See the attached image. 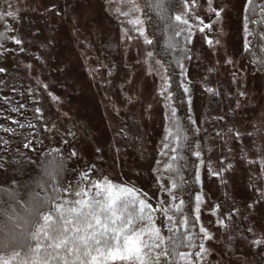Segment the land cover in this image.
<instances>
[{
  "label": "rangeland",
  "instance_id": "374dc122",
  "mask_svg": "<svg viewBox=\"0 0 264 264\" xmlns=\"http://www.w3.org/2000/svg\"><path fill=\"white\" fill-rule=\"evenodd\" d=\"M212 2L221 11L219 18L208 11V0H183L176 13L189 21L185 38L191 40L192 59L184 62L186 83L193 91V125L204 161L197 165V195L201 224L213 237L201 239L198 225L194 243H203L206 252L193 262L264 264V245L255 247L249 239L264 234V71L247 57L252 28L246 0ZM4 11L12 37L22 43L8 57L12 70L6 69L1 79L11 77L32 90L37 105L42 99L50 126L43 134L46 148L72 145L77 177L60 205L71 201L72 207L77 199L101 195L109 202V185L113 195L134 189L120 199L139 200L147 191L156 193L153 205L170 200L156 192L159 183L173 182L165 174L171 153L163 147L170 128V108L160 95L165 67L137 35L143 29L147 36L139 0H11ZM210 17L212 28L201 31V18ZM208 87L218 95L205 92ZM147 211L167 242L173 234L169 229L178 228L174 210L168 213L172 221L164 211ZM249 228L256 230L254 235ZM108 264L128 262L109 259ZM161 264H169L168 258L161 257Z\"/></svg>",
  "mask_w": 264,
  "mask_h": 264
},
{
  "label": "trees",
  "instance_id": "16d2710c",
  "mask_svg": "<svg viewBox=\"0 0 264 264\" xmlns=\"http://www.w3.org/2000/svg\"><path fill=\"white\" fill-rule=\"evenodd\" d=\"M11 0H0V43L4 44V48L8 51L0 54V67L8 69L9 58L12 56L17 44L12 37V30L7 25L8 17L4 12V7ZM155 0H139L142 15L145 22V31L152 43L147 44L156 58L164 67L172 73L171 92L174 97L173 106L176 107L178 120L183 134L188 137V143H191L193 150L197 143V132L195 126L187 119V105L185 103L184 94L180 88V77L176 70V61L185 62L184 56L189 55V44L185 38V33L180 37H176L174 33L166 27L165 21H162L157 14V10L152 5ZM183 0H165L168 8V15L172 18V23L177 11L180 9ZM264 4V0H252L251 6L248 8V18L251 20V35L247 50L248 59L253 62L254 66L264 71V14H261L260 5ZM184 28V25H179ZM8 58V59H7ZM12 59V58H11ZM10 59V60H11ZM9 71L12 68L8 69ZM5 72V71H4ZM0 73L3 77L4 74ZM0 77V247L5 251L8 250L9 244L25 243L35 246V241L27 238L28 233L35 228V217L30 215L31 204L33 200L49 198L52 203L59 204L65 197L69 186L77 177V172L72 169V159L69 155L71 146L58 149H48L45 145L48 140L44 137V130L50 126L46 121L42 111V99L39 104L36 103V94L32 90L21 86L11 77L1 79ZM6 85V86H5ZM7 98V100L5 99ZM8 101L12 102L11 106H18V103L25 105L24 109L19 112L10 111ZM46 106V104H45ZM40 109L39 115L36 109ZM12 120L19 123H12ZM20 124L24 127L21 128ZM29 124L35 125L34 128L28 127ZM9 128L12 131L5 132L4 129ZM169 131L175 133V129L169 128ZM28 147H24L25 144ZM188 143L179 150L178 155L182 159H177L173 165L171 172L165 171V174L175 181L177 188L174 190L178 204L183 200V206L179 214H175V221L178 226L174 232L175 240L178 244L176 256L168 257L169 264H184L180 259L181 254L194 253L198 250H189L187 236L198 233V225L192 228L191 223L187 227L179 223L183 217L194 218L195 197L199 192V185L195 181L194 171L197 168L198 161L192 156L188 150ZM170 153V152H169ZM171 155H173L171 153ZM172 163L171 159L170 162ZM51 173L52 176L47 175ZM90 201H99L101 204H107L105 197H94ZM125 201H128V211H139V200L133 197H124L116 201L114 206L118 210L124 208ZM43 202V201H42ZM49 208L45 207L42 213L48 212ZM106 213H101L103 219ZM94 223V221H93ZM137 227L145 223H137ZM169 237L168 241L172 238ZM45 241V246L47 245ZM21 250V249H16ZM22 251H27L24 248ZM54 258H49V264H64L67 259L74 260L69 257L63 250H59V254L48 249ZM44 252V249H41ZM4 258L9 257L16 264V258L12 256L11 251L7 253L0 252ZM195 256L192 257V261Z\"/></svg>",
  "mask_w": 264,
  "mask_h": 264
},
{
  "label": "snow or ice",
  "instance_id": "6c2138e0",
  "mask_svg": "<svg viewBox=\"0 0 264 264\" xmlns=\"http://www.w3.org/2000/svg\"><path fill=\"white\" fill-rule=\"evenodd\" d=\"M251 4L252 0H246L245 11L248 10ZM152 6L157 10L160 19L165 21L166 27L170 29L176 37H180L182 33L187 31L189 21L182 16L176 15L174 20L177 23L171 22L172 18L168 15V8L165 0H155ZM208 6V11L214 12L215 18L221 16V11L213 5L212 0H208ZM259 7L261 9V14H264V4ZM185 8L187 9V5H185ZM211 19V17L207 20L201 18L200 22L204 24V27L200 29L201 31H205V28H212ZM129 23L137 25L140 22L138 20H130ZM181 24L185 27L180 28L179 25ZM245 27H247V25H245ZM137 35L143 37L145 43L149 45L152 43L145 35L143 29H141ZM187 42H191L190 38ZM206 42L209 44L212 43L210 39ZM13 43L20 45L22 42L19 39H15ZM216 43L218 44L219 41ZM245 48H247V44ZM7 51L8 50L4 48V44L0 43V54L6 53ZM20 51L22 52L23 49L21 48ZM152 55L153 53L151 51L147 52L148 57H152ZM191 59L192 57L187 54L184 56V60L190 61ZM157 63H159V61H157ZM228 63H231V61H228ZM176 70L180 77L179 86L183 91L185 103L187 105V119L195 125L197 121L193 118V91L189 83H186V81L189 80V76L185 64L181 62V60L176 61ZM4 71L5 69L0 67V73ZM171 78L172 73L165 67L164 75L161 77L163 88L160 95L168 102L166 105L170 108L168 123L170 128L175 129V133L172 131L168 132L165 140L169 141V143L163 145L168 152L173 154L170 156L172 163L166 165L165 171L167 172L173 170V165L177 159H182V157L175 154L179 152L185 143H188V137L183 134L180 127L176 107L173 106L174 97L170 90ZM204 91L212 96L218 95V93L210 87L205 88ZM240 95L243 96L244 93L241 92ZM5 99L7 100V98ZM8 103L10 105L9 110L12 112H19L21 109L25 108L23 103H18V106H11V101H8ZM35 111L39 115L40 109L37 108ZM12 123H19V121L12 120ZM20 127L23 128L24 125L20 124ZM28 127L34 128L35 125L29 124ZM4 131L9 132L12 130L5 128ZM236 135L239 137V133ZM24 147H28V144L26 143ZM199 149V144H196L195 150H193L192 144L188 143V150L195 158V161H198L199 164L202 165L204 161L201 159L202 153ZM96 151L99 153L101 150L97 148ZM72 155L75 156L76 153L73 152ZM249 163H253V161H249ZM260 163L264 165V160ZM210 174L219 179H223L219 172H210ZM47 175L52 176L51 173H47ZM87 175L86 173L85 176ZM194 177L197 183L201 182L199 167L195 169ZM52 178L54 179L55 177L52 176ZM95 187L99 189L100 185L96 184ZM111 187L112 186L109 185V202L107 204H101L99 201L93 202L87 199H77L74 201L76 206L69 207L68 204L71 201H65L63 205H59L52 203V200L49 198L33 200L30 215L35 217V228L28 233L27 238L35 241V246L33 247L31 244L25 243L9 244L7 251H5L3 247H0V252L7 253L11 251L12 256L16 258V264H49V258H54L51 253H48L47 250L49 248L53 249L56 254H59V250H63L67 256L74 257L72 261L66 259L64 264H108L109 259L113 261L119 259L120 261L128 262V264H161V257L174 258L177 254L176 249L178 247L174 230L169 229L170 232H173V236L169 242H166L165 237L161 235L160 228L156 227L152 222V217L147 210L159 209L164 211L169 221L173 220V215L168 214L170 210H174L175 214L181 212L184 203L183 200H181L179 204L172 203V201H175L177 195L174 191L177 188L175 181H173L170 186L159 183V187L156 190V192L165 193L167 197L171 198L170 200H158L157 204L153 205L151 201L156 199V193L144 191L143 198L139 199L140 207L138 212L135 210L131 212L128 211V201H125L124 208L119 210V214L114 206L116 205V201L120 199V194H132L134 189L124 188L120 190V194L113 195ZM99 194L100 193L97 192V195ZM69 195H71V193H69ZM75 195L81 196L82 193L75 192ZM83 195L86 196L87 193H83ZM195 199L196 206L194 209V218L190 220L189 217H183L179 223L185 227L191 223L192 228L200 225L199 233L203 234L201 239H213L201 224V197L197 195ZM45 207H48L49 211L42 213ZM101 213H106L103 219L101 218ZM134 221L137 223H146L147 227L137 228ZM219 224L223 225L224 220H220ZM255 231L254 228L247 229V232L253 235ZM261 232L264 233V229H262ZM186 239L189 247H198L199 251L181 254L180 259L184 264H194L192 257L195 256L197 259L202 258V254L206 252V248L203 243L196 245L194 243V237L191 235L187 236ZM249 239L250 243L255 247L264 245V234L256 238L249 237ZM45 241L48 242L46 246ZM24 248H26L27 251H22ZM42 248L44 249L43 253L41 252ZM157 249H160V251L157 252ZM0 264H13V261L11 259H5L0 255Z\"/></svg>",
  "mask_w": 264,
  "mask_h": 264
}]
</instances>
